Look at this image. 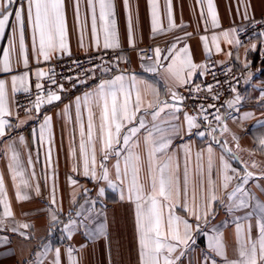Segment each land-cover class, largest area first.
Returning a JSON list of instances; mask_svg holds the SVG:
<instances>
[{
  "label": "snow or ice",
  "instance_id": "6c2138e0",
  "mask_svg": "<svg viewBox=\"0 0 264 264\" xmlns=\"http://www.w3.org/2000/svg\"><path fill=\"white\" fill-rule=\"evenodd\" d=\"M17 3L18 0H0V37L5 35L10 18L14 16L15 20L12 25V38L0 57V73L10 74V81L0 78V141L13 129L26 124L28 119H34L32 112L38 116L42 106L60 101V93L64 91L63 84L56 80L54 69L37 70L35 98L29 99L27 106L16 105L17 108H23L27 119L19 120V113L16 112L15 118L18 122H12L14 112L10 105L9 83L13 103L17 93L30 95L29 56L25 41L26 21L31 28V51L37 63L41 58L50 61L58 54L71 55L64 0H25L24 4L13 10L11 6ZM196 3L200 6V16L205 30L207 31L209 26L212 29H220L221 23L213 0H196ZM240 3H243V0H240ZM86 4L87 14L84 20H81L80 0H76L75 3L76 20L80 25V46L84 47V32L90 16V46L96 50L118 49L120 42L114 0H86ZM123 6L127 12L128 42L134 47L135 32L130 0H123ZM147 6L153 37L185 27L175 22L173 0H164L163 18L160 0H147ZM242 16L248 19L246 4ZM165 19L166 26L163 22ZM245 31L243 26L232 27L212 34L210 39L207 35L201 36L206 57L210 59L213 48L215 52H221L220 44L223 40L237 50L236 59L239 60V48L244 47L239 34ZM191 35L185 32L183 36L174 37L173 42L166 48L155 46L150 54L141 55L140 66L145 76L129 72L127 69H119L118 61L126 59L124 57H117L112 61L101 57L99 64L82 69L84 80H80L77 74L75 79L78 83H86L87 79L95 78L97 72L104 76L94 88L76 98L79 142L78 147L73 146L69 149V155L76 161L72 171L92 181L104 182V186L98 187L97 198L104 196L106 186L118 191L121 200L127 199L134 204L140 264H180L181 258L196 242L194 233L201 232L207 237L208 253L202 257L201 264H217L216 257L221 259V264H264V201L248 187L250 182L256 181L255 187L264 193V186L259 184V181L264 179V171L257 175L256 172L249 170L248 163L241 160L228 142H222L217 135L219 133L222 136L229 131L226 121L236 119L232 112L221 113L215 104H208L206 107L201 104L198 111L190 114L184 104V95L178 91L187 86L190 95L201 91L212 93L215 87L213 84H208L204 88L193 85V77L197 73L200 76L211 74L215 77V72L211 71L209 63L194 62L189 46L185 42ZM248 39H257L264 43V31ZM256 48L257 45L252 43L245 52L247 54ZM226 55L231 58L232 52ZM74 64L77 68H82L78 62ZM20 65L25 71L13 74ZM249 67L250 63L245 60L244 68ZM109 73L110 76L107 75ZM229 73L231 68L227 70L226 75ZM251 75L249 72L245 77V83L250 80ZM42 80L50 82L47 89L40 82ZM161 81L163 88L160 86ZM219 83L220 81L216 80V85ZM52 85H55V90ZM229 87L236 95L233 99L225 101L227 108L239 111L238 105L243 97L235 86L229 84ZM212 99H219V95H213ZM261 99L264 100V90L261 91ZM209 109H215V112H209ZM209 116L212 119H209ZM251 118L253 114L250 112L239 116L241 121ZM258 123L264 126V121ZM193 134L205 139L206 147L195 153L196 163L190 168L193 155L191 143H183L174 148L173 142L177 138L183 140L184 136ZM37 135L40 144L47 145L46 171L43 179L46 185L51 180L47 207L50 230L62 225L63 232L67 233L69 238L74 232L83 230L88 241L107 239V224L101 219L104 215L103 209L96 208L97 201L88 196L86 188L82 193L73 192L71 200L73 208L67 222L60 219L63 209L57 206L58 188L52 164L53 140L50 116H44ZM232 140L239 149V138L233 135ZM16 141L23 144L24 137L18 135ZM16 141L6 144V168L15 199L17 202H23L31 199L33 193L36 196L41 195V187L35 172L38 158L34 161L29 154L25 161L16 146ZM254 141L256 148L250 154H255L256 151L264 152V134L254 137ZM97 143L100 145L99 160ZM214 144L221 150L218 168ZM181 150L184 160L182 179L178 156ZM205 154L206 176L202 164ZM110 160L114 161L111 169L108 164ZM234 160L238 161L242 168L233 166L231 161ZM251 167L258 168L259 165L253 162ZM68 180L74 188L78 184L72 177H68ZM233 181H236L235 186L228 191ZM78 196L83 199V203H78ZM216 204L231 214L235 225V247L231 258L228 255L224 232L220 227L211 225L209 220V217L215 216ZM178 208L190 214L194 222L179 215ZM241 211L243 215H237ZM253 220L254 225L251 223ZM9 221H14V226H10ZM202 225L209 227L205 230ZM33 227L31 223L15 220L7 182L3 171H0V232L9 231L29 239L27 230ZM7 243L8 236L0 237V244ZM49 251L52 249L47 244L43 245L42 251L35 254L36 259L32 264H46ZM76 251L72 247L67 249L69 264H78L74 255ZM50 264H61L59 248L54 250Z\"/></svg>",
  "mask_w": 264,
  "mask_h": 264
},
{
  "label": "crops",
  "instance_id": "0c3cea01",
  "mask_svg": "<svg viewBox=\"0 0 264 264\" xmlns=\"http://www.w3.org/2000/svg\"><path fill=\"white\" fill-rule=\"evenodd\" d=\"M25 0H18L17 4H13L12 9H16L20 4H24ZM65 3V18L68 32V44L71 55L89 52L96 50L91 45V21L88 17L87 24L84 32V47L80 46V25L77 23L75 14L76 0H64ZM213 3L217 9L218 16L221 23L220 29H212L210 26L208 30H205L203 19L200 16V6L196 3V0H173V14L177 25L183 24L185 27L177 28L172 32L165 34H159L153 37L150 28V14L147 6V0H130L131 11L133 16V27L135 32V46L132 47L128 42L127 35V12L123 6V0H114L115 4V18L118 25V35L121 49L120 57L122 59V68L127 69L129 72L137 73L141 76L146 74L141 69V61L137 48L152 44L159 46L162 49L166 48L174 37L183 36V33L188 32L192 35L185 39L189 49L193 55L194 62L206 63L207 58L204 49L203 42L200 37L207 35L209 39L212 34H218L221 30H228L236 25L251 21L253 19H264V0H213ZM247 5L248 19H244L242 13L244 12V5ZM161 14L163 18L164 13V0H160ZM26 7V5H25ZM81 20H84L87 14L86 0H80ZM206 12V3H205ZM166 26V19L163 21ZM15 23L14 16L10 18L9 26L5 29V35L0 37V57L3 55V50L9 45V40L12 38V25ZM25 41L28 49L29 56V69H30V89L34 83H37V77L35 73L39 69L47 70L45 65L48 61H44L43 58L37 63L33 53L31 51V28L27 23L25 24ZM255 43L257 48L255 51L245 52L246 48H250L251 44ZM182 46V45H181ZM211 46V44H210ZM221 52H215L213 48L211 57H215L219 61H232L235 66L244 72V77L240 84L236 87L237 92L243 97L238 105L239 111L234 109H228L227 105L222 113L232 112L235 120L228 119L226 121L229 131L220 136L221 141H227L233 152H236L241 160L246 161L249 166V170L256 172L259 175L264 171V152L256 151L255 154H250L256 148L254 137L264 134V126L258 123V121H264V100L261 99V91L264 90V43L260 40L252 39L248 43L244 44V47L239 48V60L236 59L237 50L221 40ZM103 49V48H101ZM232 52V57L229 58L226 53ZM69 56L67 54L57 55V57ZM210 57V58H211ZM52 58V59H54ZM247 60L250 63L248 69L244 68V62ZM147 63L148 61L145 60ZM167 63V62H165ZM25 69L22 65L16 67L13 74H20ZM251 72V78L247 83L244 82L245 77ZM108 76L111 73L107 74ZM104 74L99 73L96 75V79L84 84L74 92L63 91L60 93L61 100L51 105H44L41 108L40 114L37 116L35 112L31 115L34 119H28L27 123L20 128L13 129L4 140L0 141V171H3L5 180L8 186L9 197L11 199L13 211L15 213V220L28 222L34 225L33 228L27 230L29 239H24L15 233L4 231L0 232V237L8 236L9 243L0 244V264H32L36 259V253L42 251L43 245L47 244L52 251H49L46 264H50L54 250L60 249L61 264H69L67 257V249L72 247L76 249L74 254L78 260V264H140L139 261V246L138 235L136 230L135 220V206L127 199L121 200L120 193L114 191L112 188L105 186V194L103 197L97 198V191L99 186H104L103 181H92L89 178L83 176L80 173L73 172L72 168L76 161L69 155L70 147L77 146L79 142V130L76 122L77 110H76V98L83 96V94L96 86L99 83L101 77ZM0 78L10 81V74L0 73ZM107 78V77H105ZM204 76H200L197 73L193 77V82L202 80ZM34 82V83H33ZM41 82V81H40ZM163 88V82L160 84ZM179 90V89H178ZM10 93V105L14 112V117L11 118L13 123H17L15 118V105L11 97V85L9 83ZM18 94V93H17ZM236 93H231L228 100L233 99ZM67 107V112L65 108ZM186 110L190 113L189 109ZM245 112L253 114V118L241 121L239 116ZM51 117V129H52V164L56 172V184L58 188V207H62L63 211L60 213V219L67 222V218L70 214V210L73 208L71 204L73 192L82 193L83 189H88V196L92 199H96V208L103 209L104 215L101 217L107 224L108 238L99 239L97 241H88L83 233V230L74 232L69 238L68 234L63 232L62 225H58L55 228H49V219L47 207L50 199L51 180L46 185L44 183V173L46 171L45 166V151L47 145L42 146L38 139V130L40 124L43 122L44 116ZM27 119L25 113L19 114V120ZM182 119V114H181ZM98 122V121H97ZM199 122V121H198ZM86 123V118H85ZM35 130V131H34ZM203 130V129H201ZM23 136V144H19L16 141L17 136ZM235 135L239 138L240 148L237 149L235 142L232 140V136ZM11 137V140H9ZM16 141V146L21 152L22 158L26 161L29 154L31 155L35 163V172L37 181L41 187V195L36 196L32 194V198L17 202L15 199L14 189L11 184L9 174L7 172L6 163L7 157L5 155V147L7 143ZM191 143L192 145V160L190 168L195 166V153L206 147V140L193 134L191 136H184L183 140L177 138L173 142V147H177L183 143ZM216 150V167H219V156L221 150L218 145H213ZM141 152H143V146L141 145ZM181 179L183 175V152L178 153ZM97 158L100 159V145L97 143ZM256 162L259 167L252 168L251 165ZM113 160L108 162L111 169ZM233 166L242 168V165L238 161H231ZM205 176L207 175V155L205 154L202 161ZM51 171V170H48ZM68 177H72L78 184L75 186L70 185ZM217 183L219 181L217 180ZM236 181L230 185L228 191H231L235 186ZM256 181L250 182L248 185L251 191L255 193L262 201H264V193H261L258 188L255 187ZM261 186H264V179L259 181ZM78 203H83V199L80 196L77 197ZM183 203V201H182ZM87 207V205H86ZM215 216L209 217L211 225L220 227L225 234V239L228 245V255L231 258L233 256V249L235 247L234 230L235 225L231 214L227 213L225 208L219 204L214 205ZM177 213L185 218H188L190 222H194L190 214L185 213L182 209H177ZM237 215H243V211L238 212ZM253 225L255 220L251 221ZM10 226H14V221H9ZM207 230L208 225H202ZM196 242L188 253L181 258L180 264H201L202 257L207 255V237L201 233H194ZM255 235V231L253 232ZM178 254V253H177ZM217 264H221V259L216 257Z\"/></svg>",
  "mask_w": 264,
  "mask_h": 264
},
{
  "label": "built area",
  "instance_id": "2783aa9c",
  "mask_svg": "<svg viewBox=\"0 0 264 264\" xmlns=\"http://www.w3.org/2000/svg\"><path fill=\"white\" fill-rule=\"evenodd\" d=\"M241 26H243L246 29V31L240 33L239 35L241 40L243 41V44H246L249 42L248 37L254 36L256 33L264 31V19L262 18L253 19L251 21H247L245 23L236 25L237 28ZM154 47L155 46L152 44L144 45L138 47L137 52L139 53V55L146 56L151 53V50ZM120 54H121V49H115V50L100 49V50L83 52V53L73 54L64 57H57L51 59L45 65L47 66V69L55 70L56 80L58 83L63 84L64 91L74 92L84 84L93 81V79H96L95 76V78L87 79L86 83H78L75 79L77 74H79L80 80L85 79L82 69L90 68L92 64H99L101 62L100 60L101 57L104 60L112 61V60H116L117 57H120ZM74 62H78L82 66V68H77ZM206 63H209L211 65V71L215 72V77H213L211 74L205 75L202 80L198 82H193V85H200L201 88H204L208 84H213L215 85V87L213 88L212 93L201 91L198 94L190 95L187 90V86L185 88H181L178 90L184 95L185 97L184 104L189 109V111H191L192 114L199 110V106L201 104H203L205 107L208 104H215L216 107L219 108L220 112L222 113L226 107L225 101L228 100L229 95L232 93L230 91L229 84L237 87L244 77V72L238 69L235 66L234 62L232 61H219L215 57H211L210 59H207ZM118 65H119V69H121L122 68L121 60L118 61ZM229 68H231V73L226 75V72ZM97 74H99V72H97ZM67 77H72L73 79L68 80L66 79ZM216 80L220 81L218 85H216ZM41 83L44 84L45 89H47L50 84V82L47 80H42ZM35 84L36 83H34L33 87L30 89V95L22 92L16 94L14 105H15V111L18 112L19 114L23 113L24 110L23 108H17L16 105L27 106L29 99L35 98L36 95ZM51 87L53 88V90H55V85H52ZM217 94L219 95V99L213 100L212 96ZM209 112H215V109H209ZM209 119H212V117L209 116ZM213 124L215 126V122H213Z\"/></svg>",
  "mask_w": 264,
  "mask_h": 264
}]
</instances>
